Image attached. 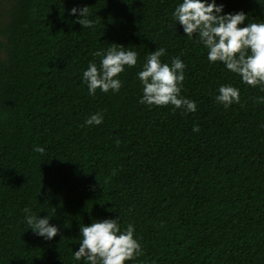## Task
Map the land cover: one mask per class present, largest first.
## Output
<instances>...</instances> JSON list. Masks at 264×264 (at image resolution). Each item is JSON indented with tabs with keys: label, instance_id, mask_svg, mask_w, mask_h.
Listing matches in <instances>:
<instances>
[{
	"label": "trees",
	"instance_id": "16d2710c",
	"mask_svg": "<svg viewBox=\"0 0 264 264\" xmlns=\"http://www.w3.org/2000/svg\"><path fill=\"white\" fill-rule=\"evenodd\" d=\"M182 2L0 0V264H87L74 259L80 226L117 216L141 245L126 264H264V90L209 62L173 19ZM216 4L243 12L239 27L264 23V0ZM85 6L90 28L70 14ZM112 44L137 65L118 92L90 95L83 72ZM157 48L185 64L180 96L195 112L140 103L137 73ZM223 85L239 103L217 102ZM25 208L59 234L36 235Z\"/></svg>",
	"mask_w": 264,
	"mask_h": 264
},
{
	"label": "clouds",
	"instance_id": "9594fccd",
	"mask_svg": "<svg viewBox=\"0 0 264 264\" xmlns=\"http://www.w3.org/2000/svg\"><path fill=\"white\" fill-rule=\"evenodd\" d=\"M79 16L75 23L83 28L92 27L94 21L89 20V7H73L71 15ZM223 5L217 6L216 0H183L173 12V19L183 27L188 38L198 36V42L208 49L209 62H221L231 72L238 74L242 82L250 86H262L264 90V23H248L243 12L222 14ZM100 57L99 66L90 62L83 72V80L87 84L90 95L97 89L104 93L112 90L118 92L122 82L117 77L124 72L125 66L137 65L138 53L125 50L124 46L112 44L106 52L93 54ZM165 55L164 48H157L146 57L143 69L137 73L142 82L143 97L141 104L149 106H168L184 109L187 113L196 111L195 102L180 96L181 85L185 79V64L174 58L171 65L161 62ZM217 102L225 108L239 103V89L223 85L219 88ZM264 102V98L262 101ZM102 114H93L86 120L91 125H100ZM194 132L199 127H193ZM119 145V141H116ZM34 151L43 154L45 149L39 146ZM98 182V181H97ZM29 228L38 236L52 240L59 234L58 227L49 223V217L31 214V209L23 210ZM81 242L79 250L74 252V259L84 258L87 264H126L141 254V245L134 238V228L128 225L121 231L118 216L115 219L95 221L90 225L80 226Z\"/></svg>",
	"mask_w": 264,
	"mask_h": 264
},
{
	"label": "rangeland",
	"instance_id": "374dc122",
	"mask_svg": "<svg viewBox=\"0 0 264 264\" xmlns=\"http://www.w3.org/2000/svg\"><path fill=\"white\" fill-rule=\"evenodd\" d=\"M0 41H2L1 39H0ZM2 52V47H1V43H0V53Z\"/></svg>",
	"mask_w": 264,
	"mask_h": 264
}]
</instances>
